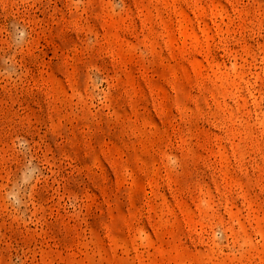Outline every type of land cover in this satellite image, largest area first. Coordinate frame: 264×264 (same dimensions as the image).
I'll use <instances>...</instances> for the list:
<instances>
[{"label": "rangeland", "instance_id": "obj_1", "mask_svg": "<svg viewBox=\"0 0 264 264\" xmlns=\"http://www.w3.org/2000/svg\"><path fill=\"white\" fill-rule=\"evenodd\" d=\"M0 264H264V0H0Z\"/></svg>", "mask_w": 264, "mask_h": 264}]
</instances>
